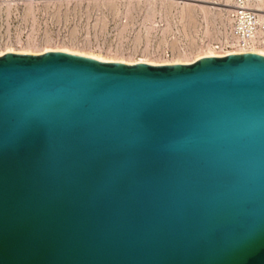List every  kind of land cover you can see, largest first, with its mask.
<instances>
[{
    "label": "water",
    "instance_id": "1",
    "mask_svg": "<svg viewBox=\"0 0 264 264\" xmlns=\"http://www.w3.org/2000/svg\"><path fill=\"white\" fill-rule=\"evenodd\" d=\"M0 264H264V54L1 55Z\"/></svg>",
    "mask_w": 264,
    "mask_h": 264
},
{
    "label": "rangeland",
    "instance_id": "2",
    "mask_svg": "<svg viewBox=\"0 0 264 264\" xmlns=\"http://www.w3.org/2000/svg\"><path fill=\"white\" fill-rule=\"evenodd\" d=\"M232 3L0 0V56L62 49L103 62L192 63L218 37Z\"/></svg>",
    "mask_w": 264,
    "mask_h": 264
},
{
    "label": "built area",
    "instance_id": "3",
    "mask_svg": "<svg viewBox=\"0 0 264 264\" xmlns=\"http://www.w3.org/2000/svg\"><path fill=\"white\" fill-rule=\"evenodd\" d=\"M225 12L218 37L199 56L207 51L218 55L264 51V0H233Z\"/></svg>",
    "mask_w": 264,
    "mask_h": 264
},
{
    "label": "bare ground",
    "instance_id": "4",
    "mask_svg": "<svg viewBox=\"0 0 264 264\" xmlns=\"http://www.w3.org/2000/svg\"><path fill=\"white\" fill-rule=\"evenodd\" d=\"M56 51H58V52H65V53H69V54H74V55H78V56H83V57H88V58H92V59H95V60H98V61H101V62H103L104 60L101 58V57H99V56H93V55H86V54H76L75 52H70V51H67V50H56ZM46 52H55V51H46ZM45 52V53H46ZM8 53H15V52H8ZM42 53H44V51L42 52ZM17 54H29V53H17ZM254 54H264V51H258V52H255ZM4 55V54H3ZM224 56H228V55H218V53H216V52H212V51H208L207 53H205L203 56H201V57H198V59H196V60H194V61H192V63L193 62H195V61H197V60H199V59H201V58H205V57H224ZM118 62H120V63H125V64H130V63H126V62H124V61H118ZM179 61H177V63L175 62V63H169V64H163V65H173V64H190L191 62H179ZM137 63H146V64H150V65H157V64H155V63H150V62H145V61H142V62H140V61H138V62H136V64Z\"/></svg>",
    "mask_w": 264,
    "mask_h": 264
}]
</instances>
